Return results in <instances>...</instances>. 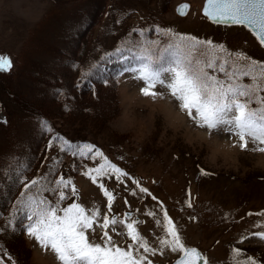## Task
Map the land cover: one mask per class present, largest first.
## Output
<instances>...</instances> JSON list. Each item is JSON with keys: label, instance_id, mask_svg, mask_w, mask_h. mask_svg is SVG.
Masks as SVG:
<instances>
[{"label": "rangeland", "instance_id": "1", "mask_svg": "<svg viewBox=\"0 0 264 264\" xmlns=\"http://www.w3.org/2000/svg\"><path fill=\"white\" fill-rule=\"evenodd\" d=\"M182 1L190 6L178 16L175 6ZM202 4L0 0V55L13 65L0 71V229L16 234L0 264H60L27 235L17 202L31 181L53 189L61 178L72 181L63 188L69 196L63 206L77 201L99 208V224L105 214L115 218L118 223L104 231L118 244L132 241L112 228L123 233L120 221H138L137 230L155 250H140L144 264H172L181 255L160 243L170 239L165 213L183 243L198 248L207 264H250L249 258L264 264V239L255 235L264 232V216L257 215L264 212V153L251 141L241 149L238 137L224 130L198 127L165 87L157 85L155 98L142 95L145 83L130 58L129 49L147 42L166 45L171 35L162 32L171 30L223 45L219 56L243 52L264 62V46L249 29L212 23ZM71 54L74 64L64 65ZM72 84L78 91L84 85L78 98L69 96ZM85 145L94 147L89 152ZM97 150L103 155L96 156ZM105 158L126 175L105 167V175L91 173L93 183L86 173ZM46 169L56 172L51 183L43 180ZM100 185L113 196L111 210ZM45 196L55 201L58 193ZM93 228L92 238L101 242L102 229Z\"/></svg>", "mask_w": 264, "mask_h": 264}, {"label": "snow or ice", "instance_id": "2", "mask_svg": "<svg viewBox=\"0 0 264 264\" xmlns=\"http://www.w3.org/2000/svg\"><path fill=\"white\" fill-rule=\"evenodd\" d=\"M187 8L188 5H181L177 11L184 15ZM203 15L212 23L249 29L264 46V0H205ZM162 34L171 35L166 45L154 41L139 45L137 51L129 49L130 58L138 62L134 69L139 73L137 78L145 83L142 95L155 98L159 95L155 91L157 85L165 87L179 101L181 111L186 112L198 127L207 128L210 132L224 130L238 137L241 149H246L251 141L258 145L255 151L264 153V96L259 95L264 92V62L255 61L243 52L219 56L217 50L226 51L223 45L173 34L171 30ZM12 66L10 57L0 55V71H10ZM216 73H221L222 77ZM245 79L251 83H244ZM253 104L257 106L253 107ZM85 147L91 152L94 146ZM95 155L103 154L97 150ZM105 167L113 173L126 175L106 158L104 165L90 169L86 175L96 183V176H91V173L105 175ZM201 172L206 174L203 170ZM56 184L57 188L49 189L37 180L31 181L21 192L17 207L28 222L25 226L27 235L34 238L42 249L51 250L60 264H144L147 257L140 250L143 249L144 253L155 251L137 230L138 221L126 224L120 221L126 229L123 233L112 228L117 235H125L132 241L120 245L104 231L110 224L118 223L115 218L110 219L105 214L103 223L99 224V208L86 207L77 201L64 207L69 196L63 188L69 187L72 181L61 178ZM100 187L108 197L111 210L113 196L103 185ZM50 190L58 193L55 201L45 196ZM71 191L73 196L78 195L74 186ZM141 191L147 190L142 188ZM257 215L264 216V212ZM164 219L170 239H161L160 243L182 254L176 264H197L198 261L207 264L198 249L183 243L167 213ZM94 224L103 231L101 242L92 238ZM255 235L264 239V232ZM234 251L239 254L240 250ZM249 262L256 264L252 258Z\"/></svg>", "mask_w": 264, "mask_h": 264}, {"label": "trees", "instance_id": "3", "mask_svg": "<svg viewBox=\"0 0 264 264\" xmlns=\"http://www.w3.org/2000/svg\"><path fill=\"white\" fill-rule=\"evenodd\" d=\"M81 46H83L84 48H85V42H84V44H83V42H81ZM70 60H73V64H74V56L71 54V55H69L67 58H66V60L65 61H63V64L64 65H68V66H70V65H72V63H71V61ZM98 63V62H97ZM96 63V64H97ZM96 64L95 65H93V66H91V68H89V69H87L86 71H84V74H86L87 73V71L88 70H90V69H92V68H94L95 66H96ZM73 70L76 72V68H73ZM80 79H82V78H78L77 80H80ZM110 80H108V82H109ZM97 82H99V78H98V80H97ZM70 84V83H69ZM80 90L78 91V88H77V85H74V84H72V86H71V89L73 90V91H69V96L70 97H72V98H78V96H81L80 94H82V92H84L83 91V87H84V85H80ZM34 109H36V107L34 108ZM33 109V110H34ZM57 163H55V168H54V170L56 171L57 170ZM54 170H51V169H46V172L47 173H45L46 175L44 176V178H43V180H44V182H47V181H49L48 183H51V181L52 180H54L55 179V177H56V175H55V171ZM76 172V171H75ZM15 199H16V197L13 199V202L15 201ZM0 216H1V214H0ZM6 216H7V213H6ZM0 222H1V219H0ZM1 227V226H0ZM14 237H16V234H5V233H2L1 232V229H0V259L3 257V256H6V254L8 253V250L10 249L9 248V245H8V243H7V241L9 242V239H14Z\"/></svg>", "mask_w": 264, "mask_h": 264}, {"label": "water", "instance_id": "4", "mask_svg": "<svg viewBox=\"0 0 264 264\" xmlns=\"http://www.w3.org/2000/svg\"><path fill=\"white\" fill-rule=\"evenodd\" d=\"M181 5H188V8L187 9H185L184 11H185V14L187 13V11H188V9H189V6H190V4H189V2L188 1H182V2H180V3H178L176 6H175V12H176V14L178 15V16H184V15H181L180 13H178V11H177V9L181 6ZM204 5H205V0H203V4H202V7H201V13L203 14V8H204ZM129 213L128 212H126V215H128ZM193 248H196V247H193ZM196 249H198V248H196ZM199 250V249H198ZM199 252H200V250H199ZM201 253V252H200ZM182 255V254H181ZM181 255L172 263V264H176V262L180 259V257H181ZM197 264H203V261H198L197 262Z\"/></svg>", "mask_w": 264, "mask_h": 264}, {"label": "bare ground", "instance_id": "5", "mask_svg": "<svg viewBox=\"0 0 264 264\" xmlns=\"http://www.w3.org/2000/svg\"><path fill=\"white\" fill-rule=\"evenodd\" d=\"M87 3V2H86ZM102 9H104L103 7H102ZM76 61V60H75Z\"/></svg>", "mask_w": 264, "mask_h": 264}]
</instances>
